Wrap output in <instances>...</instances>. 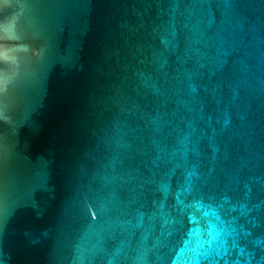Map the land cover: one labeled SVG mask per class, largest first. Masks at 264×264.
<instances>
[{"label": "water", "instance_id": "95a60500", "mask_svg": "<svg viewBox=\"0 0 264 264\" xmlns=\"http://www.w3.org/2000/svg\"><path fill=\"white\" fill-rule=\"evenodd\" d=\"M0 264H264V0H0Z\"/></svg>", "mask_w": 264, "mask_h": 264}]
</instances>
